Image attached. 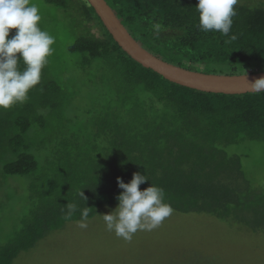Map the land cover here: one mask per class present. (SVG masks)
Wrapping results in <instances>:
<instances>
[{
	"label": "trees",
	"instance_id": "1",
	"mask_svg": "<svg viewBox=\"0 0 264 264\" xmlns=\"http://www.w3.org/2000/svg\"><path fill=\"white\" fill-rule=\"evenodd\" d=\"M45 1L70 18L61 34H74L68 51L92 104L71 103L77 91L58 79L49 56L28 100L0 109V264L32 255L61 230L70 221L63 218L68 203L78 206L71 220L85 206L91 218L117 204L116 178L127 183L134 172L149 179L141 190L163 188L174 210L264 234V176L249 177L237 150L247 142L264 147V93L171 82L122 50L86 0ZM106 2L144 48L169 62L192 70L203 64L212 73L264 69V3L238 1L231 40L199 29L197 0ZM11 201L22 204L15 216L14 206H3Z\"/></svg>",
	"mask_w": 264,
	"mask_h": 264
},
{
	"label": "rangeland",
	"instance_id": "2",
	"mask_svg": "<svg viewBox=\"0 0 264 264\" xmlns=\"http://www.w3.org/2000/svg\"><path fill=\"white\" fill-rule=\"evenodd\" d=\"M238 1L264 3V0ZM32 2L39 6L40 27L55 37V44L51 46L54 49L51 56L55 57L50 61L55 74L69 90L77 91L70 98L71 103L88 108L92 104V99L86 97L90 91L82 87L86 81L80 80L83 75L75 67V55L68 51L74 34L72 31L64 36L61 34L64 32L61 29H65L61 23L70 21L68 14L45 0ZM90 31L99 34L97 27H91ZM205 67L194 65L202 72ZM237 150L249 177L264 176V147L261 144L242 143ZM11 203L3 206H14L15 216L22 204L19 201ZM116 205L105 206L93 217H88L87 228L78 226L80 219L67 221L61 230L43 238L32 255L23 254L12 264H264V234L204 212L174 210L159 227L152 231H137L130 242L125 241L107 231L102 220V214Z\"/></svg>",
	"mask_w": 264,
	"mask_h": 264
},
{
	"label": "clouds",
	"instance_id": "3",
	"mask_svg": "<svg viewBox=\"0 0 264 264\" xmlns=\"http://www.w3.org/2000/svg\"><path fill=\"white\" fill-rule=\"evenodd\" d=\"M237 3L238 0H197L199 29L229 36ZM41 19L39 6L32 0H0V109L25 103L29 91L41 81L42 69L55 44V37L40 27ZM11 29L16 31L10 36ZM153 30L158 35L161 25L154 24ZM229 38L235 40L236 36ZM248 86L250 92L264 93V76L248 80ZM116 179L122 190L116 196L118 203L102 214L106 230L116 237L130 242L137 231H152L173 213L174 209L165 202L163 188L150 183L140 189L139 185L149 180L145 174L134 172L127 183L120 177ZM79 195L86 200L81 190ZM77 210V204L68 203L63 218L71 220ZM91 210L85 206L81 211L80 228H87Z\"/></svg>",
	"mask_w": 264,
	"mask_h": 264
},
{
	"label": "water",
	"instance_id": "4",
	"mask_svg": "<svg viewBox=\"0 0 264 264\" xmlns=\"http://www.w3.org/2000/svg\"><path fill=\"white\" fill-rule=\"evenodd\" d=\"M86 1L122 50L142 66L152 69L171 82L206 92L241 94L250 92L248 80L264 76V70L223 74L192 70L169 62L144 48L129 33L106 0Z\"/></svg>",
	"mask_w": 264,
	"mask_h": 264
}]
</instances>
